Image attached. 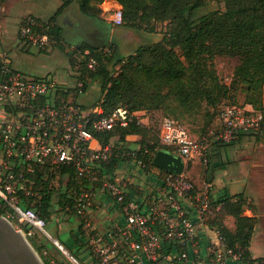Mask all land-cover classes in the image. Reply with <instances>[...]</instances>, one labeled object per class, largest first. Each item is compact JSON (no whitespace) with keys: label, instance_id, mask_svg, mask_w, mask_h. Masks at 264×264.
Instances as JSON below:
<instances>
[{"label":"built area","instance_id":"obj_1","mask_svg":"<svg viewBox=\"0 0 264 264\" xmlns=\"http://www.w3.org/2000/svg\"><path fill=\"white\" fill-rule=\"evenodd\" d=\"M112 22L122 25L123 8L110 9ZM53 22L27 16L20 25V36L26 46L49 50L56 44L51 35ZM88 54V51L85 52ZM97 62L90 58L88 70ZM72 83L63 84L52 74L34 76L14 67L10 54L0 51V208L6 217L42 230L51 239L47 222L36 210L38 196L35 176L46 167L70 166L79 185L72 187L76 196L75 212L88 240L93 264H227L228 257L241 260L240 254L228 248L220 230L211 229L208 255L204 257L200 234L185 202H192L200 218L210 221L216 206L208 192L196 194L194 182L185 174L167 172L165 193L144 211L142 202L131 196L132 176L118 171L120 164L147 169L138 157V148L124 153L112 169L108 163L113 146L103 147L96 133L128 127L141 112L118 106L106 114L102 106L85 104L82 97L87 82L70 70ZM219 140L231 143L242 134L264 130V106L254 110L251 105H231L221 112ZM200 138H195L178 120L164 117L160 124L159 142L182 156L186 168L202 154ZM86 184V185H85ZM104 193L114 205L116 218L102 229L94 223L92 213ZM22 230V229H21ZM32 235V231L28 233ZM54 243L67 255L57 240ZM77 264L81 263L73 255Z\"/></svg>","mask_w":264,"mask_h":264},{"label":"trees","instance_id":"obj_2","mask_svg":"<svg viewBox=\"0 0 264 264\" xmlns=\"http://www.w3.org/2000/svg\"><path fill=\"white\" fill-rule=\"evenodd\" d=\"M104 1L78 0L81 9L90 15H96L95 5ZM115 1L123 8L122 25L140 28L141 22H168V30L162 40L141 45L128 56H122L113 43L108 48L84 45L68 55L72 70L86 80V89L92 82L99 84L100 97L94 105L102 106L104 113L109 114L118 106L146 114L161 110L181 122L197 118L203 109L216 107L225 99H235L239 92L245 94V105H251L254 110L263 108L264 0H220L225 3V11L212 10L202 14L199 11L210 0ZM55 17L49 20L54 23L51 35L56 40L55 46H60L63 39L54 22ZM219 56L238 60L231 84L220 79L216 68ZM91 57L97 62L95 70L87 69ZM159 131L157 126L144 125L137 117L126 128L96 133V139L103 147L113 146L109 162L100 167L114 169L124 158V153L137 149L128 146L131 135L141 136L138 157L144 160L147 169L155 167V154L166 148L159 142ZM207 135L205 131L199 137L204 140ZM233 142L215 144L231 145ZM65 176L71 179L70 188L72 183L79 181L70 166H48L35 176L38 196L29 202L36 200L37 213L46 220L47 226L53 219L55 198L61 206L70 203L69 213L77 215L75 194L72 191L60 193L54 188L55 181L61 187ZM219 203L222 210L209 224L220 230L227 247L240 254L242 262L264 264V256L254 258L250 250L259 219L245 215V206L250 205L245 193L223 197ZM223 211L235 217V231L225 225L221 216ZM4 213L0 208V215ZM21 225L27 233L32 231L33 227ZM45 263L49 264V261L46 259Z\"/></svg>","mask_w":264,"mask_h":264},{"label":"crops","instance_id":"obj_3","mask_svg":"<svg viewBox=\"0 0 264 264\" xmlns=\"http://www.w3.org/2000/svg\"><path fill=\"white\" fill-rule=\"evenodd\" d=\"M107 4H110L111 7L107 8L106 7ZM102 7L104 8V15L108 13L109 17L104 16L106 21L103 20L104 21L103 24L96 26L97 28L101 27V30L103 32V34H99L95 32V30H93L92 28H84V27H81L79 24H77L74 18L75 17L74 12L76 14V17L77 15L79 16L81 15L85 19H89L91 21L93 20H96L98 22L100 21L99 18L96 17L95 15H90V14L85 13L81 9V6L78 0H0V48H4L5 35L9 34L10 25L12 27H13L12 24L18 25V37L20 38L21 37L19 33L20 25L27 16H35L41 20L49 21L53 16L56 15L54 22L60 28L62 39L67 44L73 46V49H76V48L80 49L84 45L89 46V47H95V48H103L113 43L118 48V51L120 52V54L122 56H125L126 55L124 53L125 48L123 47L124 43L122 42V40L126 37L132 36L131 30L133 27H130L131 33L128 31L120 33L119 32L120 25H115L112 22L113 12L110 9L122 8V5L118 3L117 1L105 0L102 3ZM49 12H51V14L52 12L54 13L51 17L44 19L42 15H44L45 13H49ZM64 30H68L71 33V37L74 38L75 36L76 39L67 38L64 35L65 34ZM145 36L147 35H142V37H145ZM20 48L27 51V50H31L33 47L26 46L23 42V39L20 38ZM0 51L8 52L5 49H2ZM50 51L48 50V52ZM64 52L73 53L74 50L70 51L68 49ZM70 70H71V66L69 63L68 69L66 70V72L68 71L67 72V77L69 78L68 80H59L58 77L53 72H49L47 74L54 75L59 80L60 83L71 84L73 80H72V74ZM94 87L99 92L98 97H100V87L98 86L97 83L94 84ZM89 90H90V86L87 89L86 93L83 95L82 102L85 104H94V102H96L97 100L96 101L92 100V97H91L92 93H90ZM140 117L144 125L150 124V120L146 116L145 112H141ZM140 139H141L140 135L129 136L128 146L131 148H135V147L138 148ZM219 145H222V144H219ZM219 145L215 144L214 146L209 147L210 149H208L209 151L213 152L212 164L204 165L202 161V157H201L203 154H201V155L194 157L189 162V165L185 169V172H184L194 182L196 186L197 195L205 193L206 191L205 186L207 183L211 185L208 192L214 202L213 204H215L216 206V211L213 214L212 218H214L216 214H218L222 210L221 209L222 204L219 203V201L223 199V197L233 196L241 192L245 193L246 195V191L243 189L245 183L243 182V179L241 178V175H240L241 172L239 171V166L236 163V161L238 160L237 159L238 156L235 159L231 157L232 148L230 145L223 144L222 145L223 147H220ZM238 147L239 146H237L236 148ZM208 150L206 149L205 153ZM219 150H222V155H221L222 157H220V152H218ZM256 163L257 162H255L256 166L260 165L259 163L257 164ZM117 170L123 171L125 174L128 173L132 176L133 184L128 190L131 193L132 197L142 202L144 211H149L155 199L157 200L159 196H163V194L165 193L163 179L167 172L158 167L140 169L136 166L128 165V163L127 164L123 163L118 166ZM70 182H71V179L69 176H65L63 178V183L60 188V193H64L66 191L70 193L72 190V187L74 188L75 186L80 184V183H77V184L72 183L73 185L70 188L68 187ZM250 201H251V198H249V204H250ZM53 203H54V206H53L54 214L52 216L53 220H51L48 223V226L50 228L57 227L60 230L61 225L59 223L60 221L63 220V221L70 223L73 226V228L77 227V229L81 230L82 233L84 234V230L81 226V221H82L81 218H79L75 214L69 213L70 212L69 210L72 209L70 203L65 204V206H61L58 203L57 198L54 199ZM185 204L189 210V213L193 221L196 223V227L200 234L201 246L204 248L203 256L209 257L210 254L209 256H207L208 255L207 247L210 243V240H211L210 238L213 237L214 239H216V236H214L211 226L209 225V221H205L198 216L194 204L192 202H185ZM250 207H252V204H250L249 206H245V215L258 217V214H256ZM116 215H117V212L114 209V205L111 203V201L107 198V196L104 193L100 192L99 197L96 201L95 208L92 213V218H93L94 223L97 224L102 229H104V227L108 226L111 220L116 218ZM221 216L223 218L225 225L230 230L235 231L236 230L235 217L227 213L226 211L225 212L223 211ZM212 218H210V220ZM59 230L57 231L58 232L57 236L55 235L53 236L50 233L52 235V238L54 240H57L60 244H62L64 248L74 257L78 258L81 263L87 264V262L83 261L81 258L78 257V252L79 251L84 252V251L90 250L89 245H88V240L87 242H84L83 240L81 241L79 238H76L77 245L75 247L69 238H66L60 234ZM73 234H75V237H77L78 235L75 232ZM253 238H252L251 247H250L253 257L254 258L263 257L264 255H258L254 252ZM210 259H212L211 256L209 257V261ZM227 264H245V263L234 257H228Z\"/></svg>","mask_w":264,"mask_h":264},{"label":"rangeland","instance_id":"obj_4","mask_svg":"<svg viewBox=\"0 0 264 264\" xmlns=\"http://www.w3.org/2000/svg\"><path fill=\"white\" fill-rule=\"evenodd\" d=\"M96 17L99 18V22L96 20L85 19L83 16H79L74 12V18L81 27L92 28L95 32L103 34L101 27L97 28L96 26L103 24L105 17H109V14L104 15V6L101 4H96ZM106 7H111L110 4H107ZM212 10L225 11V3L220 0H210L207 6L199 11V13H206ZM54 12L45 13L42 15L44 19H47L53 15ZM65 21V19H64ZM106 21V20H105ZM9 27V34L5 35L4 48L0 50H7L12 58L14 67L24 73L41 76L49 72H53L59 80H68L67 72L70 60L68 55L72 54L70 52H64L66 50L73 51V46L67 44L64 40L60 46H51L48 50H38L36 47H33L31 50H24L20 48V38L18 37V25L12 24ZM140 28H131L127 25H120L121 32H132L131 37H126L122 40L124 43V53L128 56L134 53L139 46L145 44H151L155 41L162 40L165 33L168 30V22H141ZM65 36L69 39H76L71 37V33L68 30H64ZM130 32V33H131ZM63 33V31H62ZM123 34V33H122ZM142 35H147L142 37ZM53 49V50H52ZM64 50V51H63ZM179 51V50H178ZM180 52V51H179ZM181 53V52H180ZM182 54V53H181ZM125 55V56H126ZM185 60L184 56H181ZM238 63L237 58L229 56H219L216 59V68L222 82L231 84L235 67ZM95 82H92L90 85V93L93 101L98 100L99 92L94 87ZM98 84V83H97ZM99 86V84H98ZM100 87V86H99ZM264 97V90H263ZM246 98L244 93H237L236 98L225 99L216 107H207L203 109L197 118H191L186 121H181L189 130V132L197 139L199 135L207 131L208 135L205 141L202 142V161L204 165L212 164L213 152L209 151V147L215 145V142L222 143L219 141V134L221 130V112L222 110L231 105H245ZM259 106V105H256ZM146 116L150 120V124L160 127L161 121L164 117H171L175 119V116L166 114L161 110H156L152 112H147ZM219 145V144H218ZM223 145V144H222ZM219 145L220 147H223ZM231 146V157L233 159L237 158L236 163L239 166V171L241 172V178L245 183L243 189L246 191L247 198H251L250 207L256 214H258L259 222L256 227V232L253 238V247L254 252L258 255H264V130L262 132L246 133L237 138ZM239 146L238 148H236ZM136 148V147H135ZM206 149L208 150L206 153ZM220 157H222V150H219ZM219 156V155H218ZM240 156V157H239ZM255 162L260 165L256 166ZM256 163V164H257ZM59 182H54V188L59 191L60 186ZM56 186V187H55ZM41 187V186H40ZM39 191V188H38ZM60 192V191H59ZM3 216L6 217L5 214ZM53 220V219H52ZM10 221L16 226L17 229H22L21 231L26 235L31 245L38 252L39 256L45 263L47 259L49 264H77L72 258V254H65L54 242L53 240L46 235L42 230L37 228H32V235H29L24 227L19 223L18 219H10ZM60 230L56 227L47 226L49 232L54 236H57L58 230L60 234L66 238H69L72 244L76 247L77 242L76 238H79L81 241L87 242L86 236L82 233L81 230L73 228V226L66 222L60 221L59 223ZM77 233V237L75 234ZM34 244V245H33ZM41 248V249H40ZM78 257L87 264H93L94 259L92 257L91 251L87 250L84 252L79 251ZM83 257V258H82ZM78 259V258H77ZM79 260V259H78ZM80 261V260H79ZM46 264V263H45Z\"/></svg>","mask_w":264,"mask_h":264},{"label":"water","instance_id":"obj_5","mask_svg":"<svg viewBox=\"0 0 264 264\" xmlns=\"http://www.w3.org/2000/svg\"><path fill=\"white\" fill-rule=\"evenodd\" d=\"M153 164L173 174H182L186 169L183 157L166 148L158 150ZM0 264H45L26 235L3 215H0Z\"/></svg>","mask_w":264,"mask_h":264},{"label":"flooded vegetation","instance_id":"obj_6","mask_svg":"<svg viewBox=\"0 0 264 264\" xmlns=\"http://www.w3.org/2000/svg\"><path fill=\"white\" fill-rule=\"evenodd\" d=\"M81 41H83V40H81Z\"/></svg>","mask_w":264,"mask_h":264}]
</instances>
